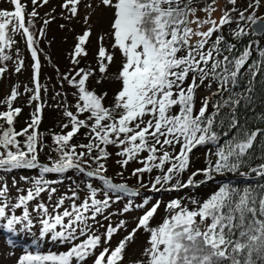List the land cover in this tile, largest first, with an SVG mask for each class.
<instances>
[{
  "label": "snow or ice",
  "instance_id": "1",
  "mask_svg": "<svg viewBox=\"0 0 264 264\" xmlns=\"http://www.w3.org/2000/svg\"><path fill=\"white\" fill-rule=\"evenodd\" d=\"M49 2L30 0L28 11L24 0H8L11 9L0 8V78L10 61L15 73L25 67L17 36L32 61V86L17 83L0 99V173H37L18 180L13 176L11 185L0 176V231L9 234L7 244L13 249L18 246L13 237L24 240L15 264H88L90 259L92 264H124L127 246L140 230L148 237L133 264H264V162L254 163L252 151L264 128L241 124L236 116L241 102L250 101L256 77L264 73L259 40L264 14L257 15L264 0H248L243 8L239 0H225L218 19V0H100L111 10L110 31L97 37L95 68L80 66L89 54L90 26L75 38L69 53L73 67L65 73L57 68L61 87L66 83L73 89L75 102L57 104L63 120L59 132L49 130L50 145L40 131L48 89L40 80L39 45L56 16L48 13L42 27L35 25L38 8ZM81 2L63 0L61 17L76 18ZM89 19L86 15L84 23ZM225 26L234 41L252 37L238 55L236 44L225 38ZM117 52L121 61L114 78L120 86L106 103L108 93H97L89 81L97 72V84L111 78ZM254 53L260 58L252 60ZM245 77L247 87L236 91ZM202 86L209 93L197 109ZM22 95L33 111L30 122L17 130L23 109L15 102ZM58 96L66 93L57 92L53 99ZM81 132L86 142L74 143ZM209 145L206 166L190 171L193 149ZM110 147L121 169L115 174L119 182L107 175ZM45 149L47 162L40 159ZM130 163L139 165L130 173L136 186L125 178ZM228 174L244 183L223 182L206 199L178 196L165 204L143 194L145 189H196ZM65 180L69 187L57 195ZM162 204L165 215L153 225ZM132 212L141 214L131 231L126 218L112 220ZM122 231L127 234L113 245Z\"/></svg>",
  "mask_w": 264,
  "mask_h": 264
},
{
  "label": "rangeland",
  "instance_id": "2",
  "mask_svg": "<svg viewBox=\"0 0 264 264\" xmlns=\"http://www.w3.org/2000/svg\"><path fill=\"white\" fill-rule=\"evenodd\" d=\"M25 3L28 4V11L32 10V5L30 3V0H24ZM63 3V0H50L49 4L38 8L39 17L35 19L37 23V28L43 26V20L48 19L49 16L46 15L50 13L51 15H55L56 19L48 25L46 29V37L40 38L41 43L39 45V48L42 49V51L39 53L41 63H42V69H41V83L47 86V94L45 96V99L47 103H51L55 106H48V109L45 112V117L47 114H50L52 116L53 120L58 119L59 117H62V108L57 107V104L61 103L63 100H67V102L74 103V97L72 95L73 89H71L66 83L61 87V84L59 82V74L57 73V68L59 69V73H65L73 66L70 63L69 60V53L72 51L74 44L76 43V36L79 34H82L83 31L90 26L92 30V35L90 37L89 42L87 43V50H88V56L84 59H87L89 64L92 67H96L94 56L97 51L98 47V39L97 37L99 35H104L110 31V22H111V10L105 8L104 6L100 5V0H82L81 4L79 5V15L72 19L71 21L66 20L61 17L60 13L63 11V9L60 7V5ZM248 3V0H239V5L241 8L245 7ZM87 4H92L93 9L86 8ZM225 4V0H218L217 8L218 10L214 13V16L218 19L221 15L220 9L223 8ZM229 7H231L229 5ZM0 8H7L11 9L10 3H8V0H0ZM52 9H55V12H52ZM65 15H68V13H64ZM264 14V4L260 7L259 11L257 12V15ZM88 15L90 17L88 24L84 23V17ZM201 16H203V13H200ZM65 25L64 28H61L60 25ZM224 35L230 36L228 31V26H225L224 29ZM16 39L19 41L17 47H19L20 51L24 54L23 58L25 59V67L21 71V73H15L14 69H11V71H8L5 73L4 77L0 80V99H3L7 96L8 88L11 85H16L19 83L21 86L28 85L29 87L32 86L31 84V57L30 53L27 52L24 41L21 40L19 36L16 37ZM259 40L262 45H264V36L259 37ZM105 46H109L111 44L110 37H105L104 40ZM258 55L256 53L253 54L252 60H255L256 56ZM259 57V56H257ZM120 61L121 57L120 54L117 52L115 56V60L110 66L109 69V77L110 79H103L101 83L94 85L96 86V90L103 91L108 93V97L106 100H111L113 98V94L118 90L119 88V82L115 80V74L118 71V68L120 67ZM251 62V61H250ZM8 74V75H7ZM100 78L99 73L96 74V80ZM245 79H248L245 77ZM8 83V84H7ZM92 83V82H91ZM212 85V91L213 89ZM23 90V87H21V91ZM57 92H65L66 96H58L55 99L53 97ZM209 93V89L206 87H201L198 90L197 95V109L200 106V98L204 95H207ZM27 97L25 95H22L18 98V100L15 102L19 104L20 107L23 108V110L29 112L33 111L31 107L27 105ZM211 107V106H210ZM3 109V106L0 105V110ZM209 151V149H193L191 153V169L190 171H194L199 168H204L206 166L205 162V156L206 153ZM116 157L115 153H113L112 158H110L107 162L108 165V172L110 175L116 177L120 180V177L116 176L115 174L120 171L119 165L116 164ZM139 165L136 163H130L127 170L125 171V178H127V182L130 186H136L137 181L135 177H131L130 173L133 168L138 167ZM24 171V170H23ZM156 173H153L155 175ZM187 175V174H186ZM185 175V178H186ZM202 179L203 177H199ZM148 177L145 176V180L147 181ZM204 186V187H203ZM217 188H214L212 186L201 185L196 189H185L180 192H163V193H148L147 190H143L144 195H152L154 197L153 203L156 199H162L164 203L166 204L169 200L176 198V197H187V196H195L199 199H206L210 194H212ZM121 207V205H115L114 208ZM140 212H132L130 214H127L125 217L120 216H114L112 217V220L114 222H118L121 218H126L128 223V231H131L133 227H135V217L140 215ZM165 215V208L163 204L161 205L160 209L158 210V213L155 217V219L152 221L153 225L158 224L161 222L163 216ZM127 232H120L118 235H116L112 242L113 245H115L124 235H126ZM148 234L144 232L143 230H140L136 233L134 240L128 244L124 264H133V262L140 257L141 252L146 244ZM7 237L0 232V264H15L16 258L22 254V246L24 244V240L17 237V247L13 249L7 244ZM48 245L46 246V248ZM55 250V249H54ZM63 250V249H61ZM15 253L12 255L11 253ZM88 264H92L91 259L88 261Z\"/></svg>",
  "mask_w": 264,
  "mask_h": 264
},
{
  "label": "trees",
  "instance_id": "3",
  "mask_svg": "<svg viewBox=\"0 0 264 264\" xmlns=\"http://www.w3.org/2000/svg\"><path fill=\"white\" fill-rule=\"evenodd\" d=\"M35 25H36V29H38L36 21H35ZM225 38L236 44V52L234 53V55H238L243 50L248 39H251L252 37H246V38L238 40V41H234L231 36H227V35H225ZM21 55H22V57L24 56V54L22 52H21ZM255 56H256L255 60L260 58V57H257L258 55H255ZM88 65H90V64L87 61V59L83 58L81 60L80 66L86 67ZM8 69H9V71H11V69H14V65L12 64L11 61L8 62ZM1 79L2 78H0V80ZM95 83H96V76L91 78V80L89 81L90 88H94L96 90V88H95L96 86L94 85ZM247 85H248V79H245V78L242 79L240 82V86L236 89V91H238V92L243 91V89L245 87H247ZM12 86L13 85H11L8 88L7 95L9 94ZM213 87H214L213 89L215 90L216 85L213 84ZM252 88H253V91L251 93L250 101H242L241 102V104L237 108L236 116L239 119L241 124H244V125L252 127V128H255V127L264 128V73H262L256 77V79L252 85ZM96 91H97V93H103V91H98V90H96ZM111 100H106L105 102L110 103ZM68 103H72V102H68ZM49 105H50V107L55 106L51 103H47V106L43 110V119H42V123L40 125V131L45 134L46 143L50 145L51 139H50V135H49V130H51L53 132H59L60 131L59 125L62 122L63 117H59L56 120H53L52 116H50V114H47L45 117V112L48 109ZM15 106L20 107L19 104H17V103H15ZM209 111H211V107H209ZM31 112L32 111L27 112V111L23 110L22 113L18 116V118L16 119V122H15V127L17 130H20L21 128L25 127L26 124L28 122H30ZM227 112H228V110L225 109L224 110V118L225 119H227ZM73 142L74 143L86 142L84 140V137H83V132H81V134L78 135L74 139ZM210 148H211L210 145L209 146H198V147H196V149H210ZM109 151L115 153L114 148L110 147ZM252 151L255 155V160L253 161L254 163L264 162L261 160V156L264 155V136L258 138L256 145ZM48 155H49L48 149H45L44 152H41V154H40L41 161L47 162V156ZM53 155H54V153H53ZM36 174L37 173L35 172V170H27V171L19 170V171H15L11 174L0 173V176H4L5 179L7 180V182L9 183V185H11V181H12L13 176L16 177V179L18 180L21 175L34 176ZM67 175L69 177H74V173H72V172H69ZM107 175L113 177L114 180H116L117 182L120 181L116 177L110 175L109 172H107ZM49 178H55V177H49ZM74 178H76V177H74ZM77 179H80V178H77ZM223 182H230L232 184L244 183V181L238 175L228 174V175H224V176H216L213 181H209L203 185L207 184L208 187L212 186L214 188H218V186ZM253 182H255V181H253ZM95 183L98 184L99 182H95ZM69 184H70V181L65 180L63 184L58 185L59 191H58L57 195H59L60 193H63L69 187ZM20 186L24 187V183L22 181L20 182ZM15 191H16L15 189H12L13 195H15ZM83 196H84V193L81 192V197H83ZM101 231H103V229H101ZM0 232L3 233L9 239L8 233L3 232V231H0ZM13 239H17V237H13ZM29 239H30V237H29ZM112 244H113V242H112ZM48 247H52V246L48 245Z\"/></svg>",
  "mask_w": 264,
  "mask_h": 264
}]
</instances>
